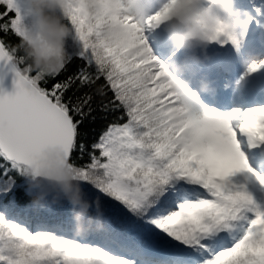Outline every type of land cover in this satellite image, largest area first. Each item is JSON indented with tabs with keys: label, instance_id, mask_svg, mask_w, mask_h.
<instances>
[{
	"label": "snow or ice",
	"instance_id": "snow-or-ice-1",
	"mask_svg": "<svg viewBox=\"0 0 264 264\" xmlns=\"http://www.w3.org/2000/svg\"><path fill=\"white\" fill-rule=\"evenodd\" d=\"M168 3L70 0L66 63L29 84L12 59L19 0H0V68L14 85L0 87V209L12 218L0 214V264H264V202L249 188H264V172L246 155L264 149V105L206 108L170 72L172 50L154 52ZM222 20L212 39L239 50L237 25L264 26V0H223ZM46 144L82 177L93 205L83 234L67 203H21Z\"/></svg>",
	"mask_w": 264,
	"mask_h": 264
},
{
	"label": "clouds",
	"instance_id": "clouds-1",
	"mask_svg": "<svg viewBox=\"0 0 264 264\" xmlns=\"http://www.w3.org/2000/svg\"><path fill=\"white\" fill-rule=\"evenodd\" d=\"M157 2L139 0V7L148 11ZM69 4L70 0H19V21L24 35L18 48L13 50L12 59L18 57V65L24 67L16 75H23L29 84L37 78L55 77L63 69L68 55L67 44L73 35L65 23ZM165 6L171 7L163 25L173 53L168 67L189 88L182 76L186 71L195 76L196 70L209 61L208 46L215 42L212 38L223 22V0H175L174 3L169 0ZM32 73L36 74L35 78L31 77ZM245 78L246 75L241 76L235 86L242 88ZM198 89L201 93L214 91L212 82L206 78L199 80ZM192 92L197 95L195 90ZM24 175L33 207L67 203L71 208L74 233H84L93 205L81 187L82 177L67 164L58 146H41Z\"/></svg>",
	"mask_w": 264,
	"mask_h": 264
},
{
	"label": "rangeland",
	"instance_id": "rangeland-1",
	"mask_svg": "<svg viewBox=\"0 0 264 264\" xmlns=\"http://www.w3.org/2000/svg\"><path fill=\"white\" fill-rule=\"evenodd\" d=\"M235 2L236 0H233L234 5ZM204 6L206 7L207 3H205ZM252 24L253 23H250L247 28H245L242 24L237 25V35L239 36L241 32H244V37L240 41L239 50H237V48L234 47L231 42H228V44L220 42L221 44L217 47L214 45V42L210 44L211 48L213 49V52H217L220 49L225 51L229 50L232 53H235V56L231 62H228L226 68L227 71H225L226 69L221 68L220 65L212 66L211 73L208 74V80L212 82L213 88L217 91V93H215V96H213L212 92L209 94L213 102V104H211L210 106L200 102L204 107L214 108L218 112L225 114L231 112L230 110L229 112L221 111L219 105L227 104L231 91L237 88L235 86L236 80H238V78H240L242 74L245 75L247 71V66L249 64L256 63L260 65L262 64V62H264V46H262L260 44L261 42H259L254 36ZM221 39L223 40L224 38ZM226 45L228 46L226 47ZM160 46L161 44L157 42L156 47L159 48ZM259 51H261L262 53H260ZM262 76H264V71L252 73L249 77L252 78L253 82H256L257 78H261ZM252 81L251 83H253ZM249 150L250 149L246 150V155L249 157L250 161L251 155ZM254 152H256L255 155L261 153L260 150H254ZM249 188L250 191L253 192L258 202H264V188H262L256 183L249 184Z\"/></svg>",
	"mask_w": 264,
	"mask_h": 264
},
{
	"label": "water",
	"instance_id": "water-1",
	"mask_svg": "<svg viewBox=\"0 0 264 264\" xmlns=\"http://www.w3.org/2000/svg\"><path fill=\"white\" fill-rule=\"evenodd\" d=\"M211 49L208 46L207 53H211ZM0 87H2L7 92H12L14 89L13 76L7 69L0 68Z\"/></svg>",
	"mask_w": 264,
	"mask_h": 264
},
{
	"label": "trees",
	"instance_id": "trees-1",
	"mask_svg": "<svg viewBox=\"0 0 264 264\" xmlns=\"http://www.w3.org/2000/svg\"><path fill=\"white\" fill-rule=\"evenodd\" d=\"M257 29L261 30L260 35H264V26H260ZM260 90H264V82H263V86L260 87ZM20 198H21V203H27L28 201H30V196L28 195L27 192L24 191L20 193ZM0 214L5 215V219H12L10 216L4 213L2 209H0Z\"/></svg>",
	"mask_w": 264,
	"mask_h": 264
},
{
	"label": "bare ground",
	"instance_id": "bare-ground-1",
	"mask_svg": "<svg viewBox=\"0 0 264 264\" xmlns=\"http://www.w3.org/2000/svg\"><path fill=\"white\" fill-rule=\"evenodd\" d=\"M218 43L217 42H214V45L216 46ZM221 60V59H220ZM211 63H214V64H216V65H218L219 66V62H217V61H211Z\"/></svg>",
	"mask_w": 264,
	"mask_h": 264
}]
</instances>
